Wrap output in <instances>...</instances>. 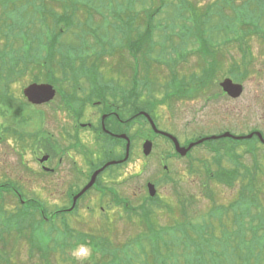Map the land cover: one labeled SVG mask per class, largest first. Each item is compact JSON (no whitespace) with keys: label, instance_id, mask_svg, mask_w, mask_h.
<instances>
[{"label":"rangeland","instance_id":"374dc122","mask_svg":"<svg viewBox=\"0 0 264 264\" xmlns=\"http://www.w3.org/2000/svg\"><path fill=\"white\" fill-rule=\"evenodd\" d=\"M19 1L21 0H17V3ZM44 1L47 4H50V1L53 0ZM88 1L90 2V6L94 9L92 12V23L95 26L94 28L101 29L99 30L100 36L104 41H110L109 44L111 47L120 50L122 49L120 48L121 45H127V42H123L122 40L123 33L120 31L119 34H116L114 30L115 26H110V24L113 23V19L110 17V14H115L114 11L123 12L121 20L124 23L128 20V14H136V16L139 14V18L134 21V26H138L142 31L145 29L147 30V27L145 26L147 23L144 21L145 14L141 12V9H145V7L147 8L152 5V0H147L145 5L143 4L145 0H108L105 2L101 0ZM191 1L196 3L198 11H202L206 8V6H209V4H212L213 2L215 3L218 0ZM41 2L42 0H39V3ZM81 2L85 3L86 0H81ZM237 3H242V0H237ZM252 4H254L256 8H258V4L261 6V2L258 1H253ZM19 5L25 9L20 13L24 14V16L29 17L31 14L30 11L33 12V10H27L25 2H19ZM52 7H54L53 3ZM220 7L221 5L218 6V9L214 8L210 13L213 15L211 16L208 24V26H210L208 27V34L213 38L215 48L226 52L228 56L230 52V56H233V58L237 59L242 65L243 72L234 74V77H238L242 81L245 88L244 93L238 100L225 102L224 100L216 99L206 101L201 99L203 96H197L198 98L191 100H188L191 97H186L183 101L169 100L162 103L161 101L166 94L167 80L169 78V72L167 70L168 66L166 64L165 66L162 65L159 60L155 61L153 58L156 56H152V59L145 61L148 65L147 69L145 70V67H142L143 73L140 75V80L142 83H146L144 81V77L146 76L144 75H148L147 78L149 86H147L145 93H153L154 102L157 101V106L155 107V118L159 127L169 132L172 131L173 133L179 135L182 140L198 135L195 133L197 131H200L202 134H209L217 133L224 129H227L237 135H242L250 134L252 132V128L259 127V130H261L264 134V33H255L248 27L245 29L247 32L246 35H244L245 38H243V40L241 39V41L247 42L250 45V49L253 48V55H248L247 60L241 61L242 59L239 58V47L235 45V43L240 44L241 41L235 42L233 45L224 44V39L228 38L231 32L228 31L227 26L229 23L236 24V20H234L236 14H229V6L225 9L226 12L222 18L220 14H217V11L221 14L223 13L221 12L222 10H220ZM231 8L233 12L234 8L238 7L232 6ZM5 10L6 9L4 7L0 6V37L2 32L4 33L3 21L5 19ZM245 12L247 14L248 10ZM79 14H86L84 15L86 18H81V15ZM89 14L90 13L87 14L84 10H80L78 11L77 16H79V18H81L84 22L88 18ZM175 14L176 12L174 9L166 7L162 14L153 19V24H156L152 37L155 43H163L165 31L172 36V39L167 45L170 52L165 54V59H171L172 57L176 58L175 52H173L171 50L172 47H170L172 42L175 45L181 46L177 47H179V49L182 48L180 50V55L182 54L183 57L189 56L190 48L195 45L194 38L192 37L193 43L188 44L187 47H183V45H181L182 41L178 39V35L174 34L181 28L180 25L184 23H187L188 25L193 24V14H189L187 12V19L182 21L178 17L174 16ZM200 14L204 15L203 11ZM41 18L42 15L38 14V25H33L32 29L36 26V31H38L44 26ZM131 19L134 18L132 17ZM254 19L256 18L254 17ZM252 20L253 18H250L248 19V22L250 23ZM259 25L264 31V13L263 16H261ZM78 29L81 31V29L77 27L70 29L69 32L61 38V41L65 45L67 44L68 47H71L72 51L78 49L79 47L78 42H75L76 40L74 39V33H78ZM218 29H221L220 35H218L220 32L217 31ZM186 30L188 31L189 29ZM25 34L27 35V33ZM86 36H89L85 37L88 40L86 51L92 52V37L89 34ZM136 36L137 33L134 31H131L127 35V37L133 41H135ZM33 37L35 36L33 35ZM37 38L40 41V37L38 36ZM1 44L2 43H0V47ZM93 47L97 46L94 44ZM112 51H114V49H112ZM142 55H144V53H142ZM57 56L59 58L63 57L66 59V57L59 51ZM58 57L57 59H59ZM125 58L129 59L130 56L126 54ZM195 59L196 57L192 55L190 56V59H187V61L180 62L178 65L179 69H181L180 71L184 72L190 68L195 70L197 69V66L199 69V65L195 62ZM98 64L100 67L97 72L96 69L92 72L90 75L91 78H93V73L95 75L100 74L103 81L113 80L116 79L117 76L121 75H131V71H129L127 67V61L121 56L118 57L115 52L111 55L102 56ZM224 64L228 68L231 63L226 61ZM81 65L80 61H76L75 66H73L70 71L76 75L82 73L83 68H81ZM59 70L60 69L58 67L57 76L54 77L56 83L53 78L51 79L54 86L56 88L58 87L57 95L52 104L31 106L29 103L25 105L18 103L20 100L25 102V98L23 96V89L25 86L33 83H50L45 72L42 73L37 67L34 69L29 67L26 69V75L19 77L17 81L11 84V93H13L16 97H14L15 100L10 101V106L5 105V107L0 104V183L8 180L14 181L17 186L21 187L26 200L33 198V200L43 202L47 207L49 214H52L60 207L62 208L65 207V205H68L70 196L66 195L65 190L67 186H69V182H87V180L92 176V173L105 162H103V160L106 158L103 153V146L97 144L95 140L90 139L92 134L87 132L85 142L90 143L88 146L89 148H87L90 156L86 158L89 166L87 167V175L85 178L78 177L76 180L75 178H66L65 180H61V178L57 179L53 175L45 174L39 167L40 162L38 158H41L45 152L43 153L41 149L38 150V146L33 148L31 141L34 139V136L40 135L41 139L47 142H52L54 138H58L57 142L59 141L58 143L64 147L66 145V128L71 125L69 115L62 110L64 106L63 103L66 101L65 95L68 96V92L72 91L83 92L88 86L87 83H78L73 85L74 82H71L70 78L66 77L69 75L70 71L68 74L64 75ZM215 71H217L216 68ZM243 73L244 76H242ZM218 74H220L219 77H222V72H218ZM84 80L85 82L89 81V77H85ZM209 86L210 85L204 88L203 92L208 91ZM138 101L139 103H145L147 106L151 105L146 101V97H144V99L141 98ZM81 121L83 122L87 120L86 118H82ZM213 123H215V125L212 126L211 124ZM7 124L10 126L15 125V128L19 132H26L27 135H29L26 138V142H24L25 145H23V148L22 145L19 144L16 137L12 136L11 130H8L9 134L5 132L6 130L4 131V126ZM76 124L78 125L79 123ZM142 124V122L138 123L139 139L137 154H135L131 162L127 164V168L117 169L115 167H111L105 170L103 174L100 173L98 175L101 177V183L106 191H103L105 192L104 194L103 192L98 193L96 190L91 191L88 193L87 197L82 200L79 211L68 215V224L73 229L82 233H92L98 238H107L111 241L109 242L111 245L110 247H116L114 249H117V252L120 255L119 260L114 264H161L160 261L156 259L154 261L151 258L146 257V253L150 251V248L146 246L144 242L146 236L140 235L141 232H145L146 230L140 217V212L142 210L139 208L138 210L131 211L133 215H127L123 213L120 207L112 205L113 195L109 193V188L111 185H115L117 187L118 197L130 199L134 208H138L142 203H154L152 205V208L155 209L153 223H155L157 231H160L159 226H172L177 224V222L182 221V210L178 199L181 197L187 205V215L190 218H194L195 221L200 224V234H207V225L213 227V229L208 233L212 235V242H216L213 247L214 250H222L223 245L231 239L236 241L242 240L243 234L245 235V242L251 241L252 230L257 231L258 236L264 239V228H261L260 230L258 223L260 213L261 217L264 219L263 145L255 143L254 141L249 142L247 145H240L239 143H236V141H233L231 142V146H227V148H233L236 156V152L243 155L244 163L248 166H253L254 168V158L252 154L245 155L244 151L249 146L255 147L257 145L260 152L257 151L258 154L255 157L257 158L262 170L259 173L257 172L254 176L255 179H253L252 182L249 181L250 178L244 180H239L238 178L233 188H227L217 183L216 180L209 181L207 179L208 177H205L206 174L203 171L204 167L201 165L199 157H203L204 155L205 157L202 159L208 158L210 161H213L210 155H207L203 150H200L205 148V146L196 148L193 151L191 158H194V161L190 160L191 158L186 157L180 159L174 157L166 158L164 164L168 166V172L165 170L164 164L161 162L162 152L167 148L161 141L157 142V145L150 155L145 156L142 152L141 138H143L144 135H147V131L145 130L146 127L143 126L144 124ZM78 128L80 127L78 126ZM193 129L199 130L195 131ZM81 136H83V131H81ZM14 137L16 141L13 140ZM42 140L39 143L43 142ZM44 147H46L45 143H43L40 148ZM107 159H109V157ZM25 165L31 169L32 172L28 170ZM236 168H238L237 171H239L240 163L236 165L234 171ZM72 174L75 176V172ZM206 181H208L210 187L208 191L210 192L211 190V192H214L216 205L223 204L222 209H216L215 215H211V211L209 214H206L214 205L212 200L208 197L209 192H205L207 188L204 185V182ZM148 182H153L156 185L161 200L165 202L164 206L158 205L163 204L162 202L156 203L154 200H145L148 197ZM242 191L245 192L243 195L248 200L256 201L255 208L252 210L250 203L249 206L244 205L242 202L237 204ZM17 204L18 201L15 197L7 195L6 201H0V208H3L4 212H6L16 209ZM100 207L105 208L104 211H101ZM66 209L68 208H65L63 211ZM118 212H120L123 217L120 213L118 214ZM65 214L67 215V213ZM104 214L107 217L106 220L103 218ZM252 215L254 216L253 223ZM110 217L112 219L111 221H108L110 220ZM32 221L33 220H29V222ZM147 234H151V232H148ZM158 235L163 236L160 232H158ZM163 237L164 239H171L169 236ZM177 239L178 237H176L175 240ZM198 240L201 244L205 243L202 236L199 237ZM18 245L19 246L16 245L17 251L14 253L16 255L13 256V260L16 264H30L31 256L30 258L28 257L26 240H23V242ZM10 246L12 245H8L6 250L11 251ZM20 246L23 249H20ZM143 246H146L145 250L141 248ZM173 247L176 250H179L177 244ZM67 252L69 258H75V264L93 263L91 256L93 251L91 248L87 247L86 244L77 243ZM189 254L191 255V253ZM35 255H38L37 252L34 253V257ZM58 261H60L59 258ZM52 263L57 264L54 259H52ZM261 264H264V257Z\"/></svg>","mask_w":264,"mask_h":264},{"label":"trees","instance_id":"16d2710c","mask_svg":"<svg viewBox=\"0 0 264 264\" xmlns=\"http://www.w3.org/2000/svg\"><path fill=\"white\" fill-rule=\"evenodd\" d=\"M26 1L27 10H33V12L30 11L33 14H30L29 17L20 14L22 10H25L19 5L21 1L17 3V0H0V6L6 9L4 14L5 19L3 21L4 33L2 32L0 37V43H2L0 47V104H2V106H10V101L15 100L13 93H11V84L17 81L19 77L26 75V69L29 67L33 69L37 67L42 73L45 72L46 77H48L49 82H51V79H55L54 77H56L58 73V67L60 69L59 71L66 75L74 66L75 62L73 59L78 58L80 62L85 60L86 56L84 53H74L71 57V47L62 43L61 40L59 41L60 36L66 34L64 33L65 31L69 32V30L74 27L81 29V31L78 29V33H74V39L76 40L75 42L80 44L79 46L83 51L87 45L85 37H88L86 36L87 34L91 35L95 45L98 46L95 56L96 59H100L102 56L107 55L111 49H114V47H111L109 44L110 41H104L100 36L99 30L101 29L94 28L95 26L92 23V12L94 9L90 6L88 0H86L85 3H82L81 0H53L50 1V4H47L44 0H42L41 3H39V0ZM253 1L261 2V6L258 4V8H256L255 5L252 4ZM52 3L54 7H52ZM152 4L155 7L151 10L145 9L144 11L145 13L148 12V15L151 14L149 18H151L152 22H146L148 26L145 24L147 30L145 29L144 31L138 26L136 27L137 36L135 41L127 37V35L133 31V24H125L121 20V15L116 11H114L115 14H110V17L113 19V23L110 24V26H115L114 30L116 34H119L121 31L123 33V42L126 41V44L132 48H137L139 50V48H142L145 44L149 45L150 48H154L156 44H159V42L155 43L152 38L153 32L155 31L154 29L156 28V24H153V19L162 14L166 7L174 9L176 12L174 16L181 19V21L187 19V12L193 14V24L188 25L184 23L181 26L189 29L185 31L187 39L193 37L195 43L203 45L213 40L211 35L208 34V27H210L208 24L213 15L210 13L214 8L218 9L219 5H221L220 10H222L221 12L223 13L221 14L217 11V14H220L222 18L226 12L225 9L229 6V14H236L234 18L236 24L229 23L227 26L228 31L232 32V35L230 32L227 39L228 42L233 41L235 43L240 42L241 39L243 40L247 32V30L245 31L247 27L251 31L257 33L261 29L259 23L264 13V1L261 0H242V3H237V0H218L215 3L209 4V6H206V8L202 10L204 15L200 14L202 11H198L196 3L191 0H152ZM232 6L238 8H234L232 12ZM80 10L86 11L87 14L90 13L84 22L81 18L85 19L86 16L84 15L86 14H79L81 18L77 16ZM246 10H248L247 14L245 12ZM37 14L42 15L41 20L44 25L39 29L40 53L35 47L36 40L35 37H33V35H37L36 26L32 29L33 25H36ZM137 17L139 18V14H137ZM254 17L256 19H254ZM250 18H253V20L249 23L248 19ZM217 31H220L218 33V35H220L221 29ZM25 33H27V35ZM189 41L193 40H187L186 42ZM242 43L243 41L240 42V45H242ZM58 51L62 53L66 59L63 57L59 58L57 56ZM117 55L118 57L122 56L120 52H118ZM57 57L59 59H57ZM158 59L159 61L161 60V58ZM175 62L177 64L178 60L175 59ZM215 62L214 59V66H216ZM176 64H171V66H169L170 71H172V77L167 83L166 94L161 101L162 103L169 100L177 101L179 99H185L186 97L192 98L193 95H195L193 83L197 77L195 76L193 80L192 76L180 80L177 76ZM81 67L84 68V66ZM183 82L185 84H183ZM185 85L186 87L184 88ZM145 88H147V86H145ZM143 94L139 85L138 100L143 97ZM156 104L157 101L153 102L148 107L145 103H142V105L145 106V110L151 114L157 106ZM140 117L142 116L139 114V118ZM23 145H25V143ZM244 169L247 178H250L249 181L252 182L254 179L252 169L245 167ZM239 172L240 171L237 170L232 171V169L228 171L224 170L216 180L219 184H233L238 178L239 180L241 179V177H239ZM15 188L17 187H13L11 184L7 183V181L1 182L0 201H6L7 195H12L16 198L17 194ZM210 193L212 196L214 195L213 192ZM243 193L245 192H241L237 204L242 202L244 205L249 206L250 203L252 210L255 208L256 201L248 200L244 197ZM152 205L153 204H143L140 208L142 210L140 212V217L147 230V232L145 230L146 233L141 232L140 235L146 236L144 242L146 246L150 248V251L146 253L147 258H151L154 261L156 259L160 261L161 264H261V262H263L264 239L258 236L257 231L252 230V238L249 242L244 241L245 235L243 234L242 240L236 241L231 239L223 245L222 250H214L213 247L216 242H212V235L208 233L213 227L207 225V234H200V224L197 223L194 218H190L187 215V205L183 200L180 201L183 216L182 221L172 226H159L160 231H157V227L155 228V223H153L155 209L152 208ZM222 205L223 204L214 205L212 213H215L218 208L222 209ZM119 213L120 212H118V214ZM125 214L130 215L127 210ZM106 215L103 216L105 220L107 219ZM67 217L68 214L66 215L63 211L58 210L49 214L45 204L39 200H33V198L29 199L25 204L18 201L17 208L14 210L4 212L3 208H0V264H16L13 260V256L16 255L14 253L17 251L18 244L22 243L23 240L27 242L28 257L30 258L31 256L30 264H53L52 259H54L57 264H75V258H69L67 251L71 250V247L73 248L77 243L86 244L87 247L91 248L93 251L91 255L93 260L92 264H114L119 260L120 255L117 249H114L116 247H110L111 245L109 242L111 241L107 238H98L92 233L87 234L85 232H78L68 224ZM111 219L110 217L108 221H111ZM29 220L33 221L29 222ZM253 222L254 216L252 215V223ZM258 223L260 230L264 228V219L261 217V213L259 214ZM148 232H151V234H147ZM158 232L163 236L171 237V239H164L163 236L158 235ZM201 236L205 240L204 244H201L198 240ZM176 237H178L177 240H175ZM176 244L179 250L173 247ZM8 245H12L10 246L11 251L6 250ZM146 246L141 248L145 250ZM2 247L5 248L3 249ZM20 249L23 248L21 247ZM35 252H37L38 255L34 257ZM189 253H191V255ZM58 258L60 261H58Z\"/></svg>","mask_w":264,"mask_h":264},{"label":"flooded vegetation","instance_id":"af4514ba","mask_svg":"<svg viewBox=\"0 0 264 264\" xmlns=\"http://www.w3.org/2000/svg\"><path fill=\"white\" fill-rule=\"evenodd\" d=\"M192 55L196 57L195 62L198 63L199 69L197 66L195 70L190 68L184 71V78L188 77L186 74L199 77V80L196 79L193 83V87L195 88L193 99L203 96L201 99L206 101L216 99L224 100L225 102L234 101L235 99L227 95L222 88L218 89L217 85H219L225 77L217 79L215 75V66L212 60H207L209 63H204L203 61V56H205L206 59H211L208 58L212 57L210 52L204 51V53L190 54L181 61H187ZM165 61L167 63L175 62V60L172 59H165ZM129 66L131 75L117 76L116 79L108 81H103L100 74L93 75V78L89 76V81H84L88 86L83 92L72 91L68 92V96L65 95L66 101L63 103L64 106L62 110L69 115L71 122V125L66 128V138L64 137L66 139V145L64 147L61 146L58 143L59 141L57 142L58 138H54L51 142L49 160L39 165L41 169L45 170V167L50 168L49 175H53L57 179L61 178V180H65L66 178H75V180L78 177L85 178L87 175V167L89 166L86 158L90 156L87 149L90 143L85 142L87 132L92 134L90 139L95 140L97 144L103 146L104 156L109 157L105 163L109 161L118 162L106 167L105 170L111 167L117 169L127 168V164L130 163L134 155L137 154L139 113L145 118L142 120V123L145 124L148 130L147 135L141 138V144L147 139L153 140L154 146L158 141H161L167 147L162 152L161 159L165 160V158L169 156L176 157L174 153L176 151L174 141L162 133L153 131L149 120L144 113H142H148V111L145 110L144 106L139 105L138 102L139 80L136 59H132ZM208 85H210L209 90L203 92V89ZM80 117L81 119L86 118L87 121L82 122ZM76 123L79 124L77 125ZM211 125L213 126L215 123ZM78 126L80 128H78ZM149 127L152 131H149ZM193 130L197 131L199 129ZM252 130L259 131V127H254ZM81 131H83V136H81ZM227 131V129H224L220 132L209 134H202L200 131H197L195 133L198 135L185 140H182V138L176 134L174 135L178 137L181 146L187 147L200 139L213 135L219 136ZM13 140L16 141L15 138H13ZM214 140L215 139H206L204 143L210 145L200 150H203L207 155H209L210 151L216 146H220L222 152L228 150L226 147L229 146L227 143L229 139H226V141L220 138ZM19 144H21V142H19ZM202 146L203 142L192 149L201 148ZM190 152L191 151H189V153ZM203 157L205 156L203 155ZM203 157L199 158L201 159ZM104 164L98 168L102 167ZM74 172L75 176L72 174ZM81 183L82 182L79 181L69 182V186H67L65 190L66 195L71 194L72 187H76ZM86 183L87 182L81 184V188ZM66 206L68 207V205Z\"/></svg>","mask_w":264,"mask_h":264},{"label":"water","instance_id":"95a60500","mask_svg":"<svg viewBox=\"0 0 264 264\" xmlns=\"http://www.w3.org/2000/svg\"><path fill=\"white\" fill-rule=\"evenodd\" d=\"M222 87L227 93H229L234 98L239 97L243 92V85L239 84V83H235L230 79H226L224 82H222ZM24 94L30 102L35 103V104H42V103L51 101L55 97L56 90L50 84H36V83H34V84L29 85L28 87H26L24 89ZM226 135H229V134H226ZM251 136L252 135H250L248 137H251ZM259 136L262 138V136L260 134H259ZM174 140L176 142L177 150L180 153L185 154L190 149V148H188V149L181 148L179 146V143L177 142V140L175 138H174ZM151 149H152V142L146 141L144 144L145 154H149L151 152ZM47 159H48V157L44 156L41 159V162H43ZM99 172H100V170L95 172L90 183L79 193V195L76 197V199L81 194H83L95 182L96 176ZM149 188H150L151 195H155L156 190H155L154 185H150Z\"/></svg>","mask_w":264,"mask_h":264},{"label":"bare ground","instance_id":"6f19581e","mask_svg":"<svg viewBox=\"0 0 264 264\" xmlns=\"http://www.w3.org/2000/svg\"><path fill=\"white\" fill-rule=\"evenodd\" d=\"M208 44H209V46H210V54H213V55H211L212 57H213V59H215V63H216V66H215V68H216V70H217V72H222V76H224L225 77V79H230V80H232L233 82H242L238 77H234V74L235 73H241V72H243V69H242V65H241V63L237 60V59H235V58H233V56H230V52H229V56L227 55V53L226 52H223V51H221V50H219V49H217V48H215V43H214V40H211V41H208ZM152 56H154V55H152V54H150V53H148V54H144V55H142L141 57H140V59H139V64H140V70H139V72H138V79H139V81H141L140 80V75H141V73H143L142 72V67H145V70L147 69V67H148V65L145 63V61H147V60H149V59H152ZM122 57V56H121ZM240 59H242L241 61H243V57H242V55L240 54V57H239ZM155 61H158L159 59H157L156 57H154L153 58ZM226 61H229L231 64H230V66L227 68L226 67V65L224 64ZM144 76H146V77H144V81L146 82V83H149V81H148V75L146 74V75H144ZM242 76H244V73L242 74ZM171 80V77L169 76V78H168V80H167V83L169 82ZM152 82V81H151ZM150 82V83H151ZM144 97H146V101L148 100V97L145 95V94H143V97H142V99H144ZM104 173V172H103ZM102 173V174H103ZM101 174V175H102ZM148 183H151V182H148ZM153 183V182H152Z\"/></svg>","mask_w":264,"mask_h":264}]
</instances>
